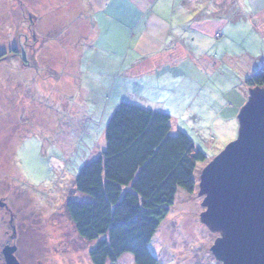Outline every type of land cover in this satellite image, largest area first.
Returning a JSON list of instances; mask_svg holds the SVG:
<instances>
[{
  "label": "rangeland",
  "instance_id": "374dc122",
  "mask_svg": "<svg viewBox=\"0 0 264 264\" xmlns=\"http://www.w3.org/2000/svg\"><path fill=\"white\" fill-rule=\"evenodd\" d=\"M66 3L0 0V56H8L0 62V198L10 211L0 218V264H7V245L17 248L21 264H92L95 244L79 238L66 206L90 201L76 190V179L105 150L109 116L122 102L171 115L173 133H188L207 159L198 165L196 191L179 190L150 245L158 264H221L211 253L219 235L200 219L199 181L238 137L248 98L229 87L246 80L213 54L206 60L221 62L210 68L198 56L135 77L126 73L132 64L120 62L108 76L99 54L81 61L87 37L81 39L82 20ZM92 57L95 63L88 64ZM120 264H135L134 257L126 254Z\"/></svg>",
  "mask_w": 264,
  "mask_h": 264
},
{
  "label": "trees",
  "instance_id": "16d2710c",
  "mask_svg": "<svg viewBox=\"0 0 264 264\" xmlns=\"http://www.w3.org/2000/svg\"><path fill=\"white\" fill-rule=\"evenodd\" d=\"M246 86L264 88V64ZM105 141L76 179L90 201L69 202L67 214L79 238L95 244L92 264H120L126 254L135 264H158L150 245L179 190L196 191L206 156L188 133H173L171 115L127 102L112 114Z\"/></svg>",
  "mask_w": 264,
  "mask_h": 264
},
{
  "label": "crops",
  "instance_id": "0c3cea01",
  "mask_svg": "<svg viewBox=\"0 0 264 264\" xmlns=\"http://www.w3.org/2000/svg\"><path fill=\"white\" fill-rule=\"evenodd\" d=\"M65 8L82 20L77 23L87 45L81 61L99 54L108 76L120 62L132 64L126 73L133 76L160 63L176 68L177 59L185 63L198 56L210 68L221 62L206 60L213 54L247 80L264 64V0H67ZM242 84L229 90L247 100L246 81Z\"/></svg>",
  "mask_w": 264,
  "mask_h": 264
},
{
  "label": "water",
  "instance_id": "95a60500",
  "mask_svg": "<svg viewBox=\"0 0 264 264\" xmlns=\"http://www.w3.org/2000/svg\"><path fill=\"white\" fill-rule=\"evenodd\" d=\"M238 137L202 171L201 222L218 234L211 253L221 264H264V88L249 89ZM6 247L7 264H20Z\"/></svg>",
  "mask_w": 264,
  "mask_h": 264
},
{
  "label": "flooded vegetation",
  "instance_id": "af4514ba",
  "mask_svg": "<svg viewBox=\"0 0 264 264\" xmlns=\"http://www.w3.org/2000/svg\"><path fill=\"white\" fill-rule=\"evenodd\" d=\"M15 50H17L16 48H14V49H12V51L13 52H15ZM13 57V54L12 55H9V57ZM16 56V55H15ZM8 59V56L7 55H2V56H0V62H2V61H6ZM24 62H27L26 61V57H24ZM7 211L8 212H10L9 211V205H8V203H7V201L5 200V199H3V198H0V218H1V215H3V214H6V215H8V213H7ZM5 216V215H4ZM4 216H2V217H4ZM0 220H4L3 218L2 219H0ZM13 223V222H12ZM11 223V224H12ZM10 224V225H11ZM13 228V227H12ZM14 234L16 235V232H14ZM8 246H11V245H7V246H5V248L6 247H8ZM12 247H15V246H12ZM4 248V249H5ZM3 249V250H4ZM18 252V251H17ZM15 254H17V253H15ZM4 255V254H3ZM4 259H5V257H4ZM4 261H6V260H4ZM20 263V262H19ZM21 264V263H20Z\"/></svg>",
  "mask_w": 264,
  "mask_h": 264
}]
</instances>
